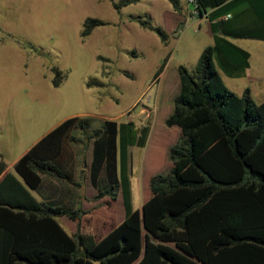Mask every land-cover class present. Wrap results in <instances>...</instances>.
<instances>
[{"label":"trees","instance_id":"trees-1","mask_svg":"<svg viewBox=\"0 0 264 264\" xmlns=\"http://www.w3.org/2000/svg\"><path fill=\"white\" fill-rule=\"evenodd\" d=\"M138 1L116 0L111 6L118 10ZM168 2L180 10L179 0ZM194 2L208 22L212 43L202 48L192 71L177 66L178 90L163 123L179 133L166 150L170 165L148 177L150 196L140 208L132 207L129 147H142L149 127L104 121L106 185L86 199L118 196L123 216L90 248L81 249L82 215L103 203L71 210L37 201L28 189L37 186L40 173L65 177L56 165L59 145L69 129L85 130L89 124L87 117H67L22 153L13 171L0 156V264H264V100L255 103L248 87L236 95L216 69L233 76L247 67L248 53L229 38L264 40V0ZM248 11L252 15H245ZM128 18L166 41V33L142 16ZM103 24L85 17L80 36ZM49 70L57 86L63 75L55 66ZM91 84L101 83L86 82ZM101 132L96 128L88 137ZM62 215L75 223L71 236L56 219Z\"/></svg>","mask_w":264,"mask_h":264},{"label":"rangeland","instance_id":"rangeland-1","mask_svg":"<svg viewBox=\"0 0 264 264\" xmlns=\"http://www.w3.org/2000/svg\"><path fill=\"white\" fill-rule=\"evenodd\" d=\"M111 1L116 0H0V156L10 162L59 121L69 116L87 117L86 129H69L61 149L65 157L75 146L78 162L86 172L85 190L91 197L92 191L106 185L104 121H131L136 128L147 125L144 145L129 147L135 207L150 194L148 175L164 172L170 165L161 155L152 167L146 162L164 144L163 130L167 127L163 118L178 90L177 66L192 71L200 51L212 39L207 20L189 15L192 4L187 0H179L182 11L173 10L168 0H139L118 10L113 9ZM129 15L142 16L161 28L166 41L161 42L153 31L142 28ZM87 16L104 24L81 37L82 21ZM235 41L250 54L251 77L230 78L216 68L225 86L233 91L255 80L264 88L260 41ZM165 57L164 66L154 77ZM51 66L63 75L57 86L51 82ZM92 80L101 84L86 86ZM96 128L102 130L101 134L88 137ZM170 133L168 146L179 129ZM68 135L79 139V144ZM98 201H87V206ZM114 209L117 217L123 215L120 201ZM89 217H85L84 224H88Z\"/></svg>","mask_w":264,"mask_h":264},{"label":"crops","instance_id":"crops-1","mask_svg":"<svg viewBox=\"0 0 264 264\" xmlns=\"http://www.w3.org/2000/svg\"><path fill=\"white\" fill-rule=\"evenodd\" d=\"M182 4H180V11H182ZM205 18V17H204ZM208 23V22H207ZM234 44H236L238 47L242 48L248 53L247 58V67L241 69L238 73H236L233 76H229L225 74L227 77H233V78H249L251 75H248V72L251 70V62H250V54L247 49L241 47L237 44L235 39H241V38H229ZM254 39V38H250ZM260 42H258L259 48L258 51L262 54L261 64L264 66V40L258 39ZM219 69V68H218ZM218 72V71H217ZM223 82V80H222ZM224 83V82H223ZM225 85V84H224ZM245 87H248L249 93L251 98H253V101L255 103H260L264 100V88L260 85V83H257L255 80H249L246 83H243L242 85L236 87L233 92L236 95H240ZM232 91V90H231ZM254 97L256 100H254ZM172 107L167 106V112L166 116L170 113ZM165 116V117H166ZM70 117V116H69ZM164 117V118H165ZM163 118V119H164ZM62 121V120H61ZM61 121L56 123L54 126H52L50 129L46 130L43 134H41L38 138L34 140V142L27 148L29 149L33 144H35L43 135H45L47 132H49L52 128H54L57 124H59ZM176 126H170L163 130L164 134V144L161 146V149L154 155L153 159L150 162H146L147 166L152 167L154 166L156 162V158L161 156H166V149L165 145L168 146L170 141L171 133L170 131L176 130ZM77 139V138H76ZM79 139H77V145L79 144ZM63 141V140H62ZM61 141V142H62ZM170 141V142H169ZM70 146V144H69ZM78 147V146H77ZM26 149V150H27ZM75 146L70 148L69 154H67L65 157H62V149H61V143L59 145V149L57 151L56 156V165L59 169V171L65 175L64 178H54L48 174L40 173V181L37 184L35 188H27L29 189L30 193L34 196V198L37 201L44 202L47 204L52 205H60L67 209L74 210L76 207H79L81 209H87L90 208L87 206V193L85 190V168L83 165L81 166L78 162L79 157L76 155L75 152ZM25 150V151H26ZM24 151V152H25ZM22 152V153H24ZM21 155V154H20ZM16 156L14 159H12L10 162H5L6 169L13 171V163L17 160V158L20 156ZM158 156V157H157ZM151 164V165H148ZM144 166V164H143ZM154 173V172H152ZM150 173L148 177L152 174ZM131 175V174H130ZM129 175V182L131 185V178ZM148 180V178H147ZM131 191V188H130ZM96 191H92L90 193V196H92ZM130 193V201L132 205V199H131ZM144 195V191L142 193V198ZM150 196V194H149ZM148 196V197H149ZM147 197V198H148ZM142 199L137 206H132L133 208H140L141 204L147 199ZM120 201L119 197L117 196L115 199H110L106 196L99 199L98 202H102L100 206L97 208L92 209V211L89 214H83L82 215V221L79 228V235H80V248L86 249L90 248L93 244H95L103 235H105L110 229H112L114 226H116L122 219V216L117 217V214L115 215L113 212V207L116 203ZM91 206V205H90ZM89 217L88 224L84 219L85 217ZM57 221L61 225V227L64 229V231L67 233V235L71 236L73 232L75 231V223L68 219L66 216H58Z\"/></svg>","mask_w":264,"mask_h":264},{"label":"built area","instance_id":"built-area-1","mask_svg":"<svg viewBox=\"0 0 264 264\" xmlns=\"http://www.w3.org/2000/svg\"><path fill=\"white\" fill-rule=\"evenodd\" d=\"M188 2H190L191 4H192V9H191V11H190V16L191 15H194V16H198V12H197V8H196V4H195V2H194V0H187ZM228 16V14H226V15H224L223 17L225 18V17H227ZM199 17V16H198Z\"/></svg>","mask_w":264,"mask_h":264}]
</instances>
